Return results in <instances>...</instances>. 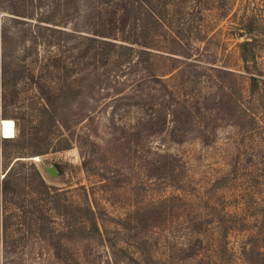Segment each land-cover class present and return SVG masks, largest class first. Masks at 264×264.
Masks as SVG:
<instances>
[{
	"label": "rangeland",
	"instance_id": "1",
	"mask_svg": "<svg viewBox=\"0 0 264 264\" xmlns=\"http://www.w3.org/2000/svg\"><path fill=\"white\" fill-rule=\"evenodd\" d=\"M200 37L192 43V59L175 63L178 78L166 80L178 97L198 103L180 143L166 133L122 129V121L135 116L131 108L113 117L109 107L95 108L87 120L93 102L80 93L58 99L52 118L34 128L40 100L26 81L6 114L0 108V121L11 120L15 132L8 142L0 133V180L2 155L4 165L23 159L48 185L68 189L73 204L99 211L102 238L109 242L70 244L80 264H134L128 255L143 264L135 247L155 264H256L242 253L264 254V89L260 83L261 95L248 96L238 48L248 42L249 72L264 79V0H229L224 17L203 12ZM104 94L94 98L105 100ZM17 127L24 139L17 138ZM85 151H91L87 172L79 154ZM11 230L14 264H58L25 226ZM108 243L123 251L111 254ZM1 253L0 242V264Z\"/></svg>",
	"mask_w": 264,
	"mask_h": 264
},
{
	"label": "trees",
	"instance_id": "2",
	"mask_svg": "<svg viewBox=\"0 0 264 264\" xmlns=\"http://www.w3.org/2000/svg\"><path fill=\"white\" fill-rule=\"evenodd\" d=\"M228 5L229 0H0L4 14L0 24L1 111L6 114L13 106L18 84L26 81L40 100L34 128L52 118L58 99L80 93L93 102L85 119H91L95 108L109 107L112 117L121 109L129 114L131 108L135 116L123 120L121 127L128 125L135 135L140 130L166 133L172 142L180 143L191 130L185 124L193 122L198 103L178 97L166 80L178 78L177 60L192 59V43L201 41L202 13L215 10L224 17ZM247 46V41L238 44L248 75L247 93L260 96L264 79L257 71L249 72ZM101 92L105 94L100 99H106L99 101L94 96ZM110 124L115 125L112 120ZM17 131V138L24 139V131L19 127ZM200 136L208 142V134ZM77 148L82 150V146ZM85 153L84 157L79 152L81 169L87 172L91 151ZM4 160L2 155L1 264L15 263L10 255L16 241L11 235L13 226H25L58 264H80L70 244L94 239L109 242L102 238L104 229L94 206L73 204L68 189L48 185L31 163L4 165ZM108 248L111 254L123 251L113 243ZM135 249L143 264H155L148 252ZM242 254L247 262L255 258L256 264H264L261 252L254 251L249 258ZM126 260L139 264L129 255Z\"/></svg>",
	"mask_w": 264,
	"mask_h": 264
},
{
	"label": "bare ground",
	"instance_id": "3",
	"mask_svg": "<svg viewBox=\"0 0 264 264\" xmlns=\"http://www.w3.org/2000/svg\"><path fill=\"white\" fill-rule=\"evenodd\" d=\"M0 133L3 138H14L13 122L8 119H2L0 121Z\"/></svg>",
	"mask_w": 264,
	"mask_h": 264
},
{
	"label": "water",
	"instance_id": "4",
	"mask_svg": "<svg viewBox=\"0 0 264 264\" xmlns=\"http://www.w3.org/2000/svg\"><path fill=\"white\" fill-rule=\"evenodd\" d=\"M14 161H23V159H15ZM45 171L49 177H55L56 172L52 167L45 168Z\"/></svg>",
	"mask_w": 264,
	"mask_h": 264
}]
</instances>
